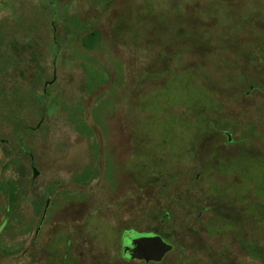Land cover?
<instances>
[{
  "label": "rangeland",
  "instance_id": "obj_1",
  "mask_svg": "<svg viewBox=\"0 0 264 264\" xmlns=\"http://www.w3.org/2000/svg\"><path fill=\"white\" fill-rule=\"evenodd\" d=\"M51 26L64 37L55 70ZM35 42L58 108L27 137L33 157L0 138V180L24 194L2 228L0 190V264H64L62 238L74 264H264L237 234L208 230L216 202L227 218L252 211L248 237L264 248V0H0V82L31 86ZM51 187L44 214L34 198ZM154 229L174 247L161 261L122 257L118 234Z\"/></svg>",
  "mask_w": 264,
  "mask_h": 264
},
{
  "label": "trees",
  "instance_id": "obj_2",
  "mask_svg": "<svg viewBox=\"0 0 264 264\" xmlns=\"http://www.w3.org/2000/svg\"><path fill=\"white\" fill-rule=\"evenodd\" d=\"M66 21V20H65ZM67 28V27H66ZM65 33L66 35H70L75 33L77 36V33L81 29H75V31H71L72 33H68V30ZM51 32L52 37L49 39V54L51 56L52 60V66L55 70V60L57 59L61 49H62V40L59 38V35L56 33V30L53 29L51 26ZM72 38V36H71ZM75 38V37H74ZM100 42V34L98 31H92L91 33H88L81 37V44L82 47L93 51L96 49ZM36 43V42H35ZM28 44L29 48H33L34 54L32 55L34 58V61H36L37 66L34 67V76L29 81L30 85L27 87V89L24 88V84L21 82V80L18 81L17 85L7 87L6 83L1 81V93H0V115L3 122H6L9 125V133L8 135H5L2 131V128L0 127V138L5 137L7 139L6 141H13L16 143V146H14V149L17 150V152L23 153V154H29L30 156H34V151L28 147V144L26 142V139L29 135H35L38 134L40 137L44 134L45 130V118L47 117L50 112H53L57 110L58 108V102H57V96L53 94L54 85L52 86L51 83L53 81L52 79H48L49 77L45 73V68L42 65H39V57L40 55L37 53V43L35 44ZM16 45L14 44V48ZM17 48V47H16ZM25 48H19L17 55H11V58L13 57L12 63H14V60L18 63H21V58L23 56V51ZM38 57V58H37ZM23 60V59H22ZM15 61V62H16ZM5 64H8V62H5ZM4 65V64H3ZM9 66V65H8ZM24 77V73H19ZM50 80V81H49ZM90 80L94 81V74L90 72ZM42 86V91L37 90L38 87ZM94 88V86H93ZM76 114L73 113L72 118L75 120ZM32 120L33 125H31L29 120ZM212 119L209 118L208 121H210L209 126L207 129H216L212 125ZM4 126V125H3ZM213 127V128H212ZM76 129L79 133L82 135L90 134V129L84 124V125H76ZM220 129V128H219ZM224 131V130H222ZM220 132V130H219ZM3 141V140H2ZM5 141V140H4ZM12 161L9 160L8 162V168L11 167ZM208 170V169H206ZM210 171V170H209ZM89 179H91V174L89 172H86L81 177V183L86 184L89 182ZM30 184H33V180L30 182ZM0 190L3 192L8 199V207L10 211L8 212L7 216L8 219L3 223L2 228H6L9 224V219L13 216L15 213L14 210H17L21 207V203L24 200V194L22 191L18 188L17 182L10 180V179H3L0 180ZM56 188L51 187L48 188V196L45 200H40L39 198H34L35 203L42 205L44 208L46 207L48 201H50V198L52 197L53 193L55 192ZM31 198V195L29 194L28 198ZM213 206H216L213 214L211 215V219L209 220V226L208 230L212 232H232L238 235L240 238V241L242 245L245 247L246 251L251 252L254 255H257L260 259H264V248L260 246V237L259 236H252L254 239L249 238V232L252 228L250 224H252L254 221L253 212L251 211L250 214L243 218V215H240L239 211H236L234 216L231 218H227V212L224 210L222 205L219 202H216ZM253 208V207H252ZM262 209L261 214L264 213V199L262 201L261 207ZM254 209V208H253ZM167 214L162 215V220L166 219L168 220ZM264 219L261 218V220L258 221V223H264ZM256 227V232H257ZM253 230V228H252ZM152 232L159 234L162 237H165L167 240L170 239L167 234H165V231H158L157 229L152 230ZM248 233V235H246ZM249 236V237H248ZM118 237H121V255L123 256V246H124V237L125 235L118 234ZM256 237V238H255ZM164 239V238H163ZM63 242V252L60 255V261H64V264H74L71 259H67L69 257V254H72V247H71V240L69 238H62ZM165 240V239H164ZM173 246V244H171ZM174 248V247H173ZM9 254V252H8ZM125 259V258H124Z\"/></svg>",
  "mask_w": 264,
  "mask_h": 264
},
{
  "label": "water",
  "instance_id": "obj_3",
  "mask_svg": "<svg viewBox=\"0 0 264 264\" xmlns=\"http://www.w3.org/2000/svg\"><path fill=\"white\" fill-rule=\"evenodd\" d=\"M37 176L34 167L33 179ZM49 201L45 207L44 214L47 212ZM44 217V216H43ZM123 256L128 260L149 262L161 261L173 246L165 241L162 236L154 232H137L132 237H124Z\"/></svg>",
  "mask_w": 264,
  "mask_h": 264
},
{
  "label": "flooded vegetation",
  "instance_id": "obj_4",
  "mask_svg": "<svg viewBox=\"0 0 264 264\" xmlns=\"http://www.w3.org/2000/svg\"><path fill=\"white\" fill-rule=\"evenodd\" d=\"M227 140H228L227 142L230 143L233 139L230 141V137L228 136V137H227Z\"/></svg>",
  "mask_w": 264,
  "mask_h": 264
}]
</instances>
